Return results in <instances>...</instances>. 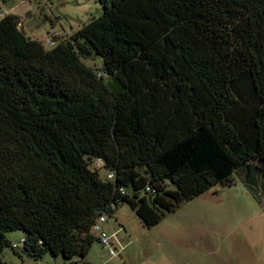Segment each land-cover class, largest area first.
<instances>
[{
    "label": "trees",
    "instance_id": "1",
    "mask_svg": "<svg viewBox=\"0 0 264 264\" xmlns=\"http://www.w3.org/2000/svg\"><path fill=\"white\" fill-rule=\"evenodd\" d=\"M99 1L51 48L0 17V264H86L124 204L150 229L236 179L264 201V0Z\"/></svg>",
    "mask_w": 264,
    "mask_h": 264
},
{
    "label": "rangeland",
    "instance_id": "2",
    "mask_svg": "<svg viewBox=\"0 0 264 264\" xmlns=\"http://www.w3.org/2000/svg\"><path fill=\"white\" fill-rule=\"evenodd\" d=\"M103 12L99 0H0V17L12 13L21 27L46 48L69 39L85 23ZM102 67L100 56L84 59ZM108 179V172L100 170ZM108 220V233L116 240L118 253L96 244L89 256L92 264H264V201H256L236 179L232 186H217L203 197L182 204L148 229L127 204ZM203 229V230H202ZM196 232V233H194ZM22 231L8 237L19 243ZM113 240V239H112ZM6 248L2 258L21 264ZM62 256L45 255L40 264H64Z\"/></svg>",
    "mask_w": 264,
    "mask_h": 264
},
{
    "label": "built area",
    "instance_id": "3",
    "mask_svg": "<svg viewBox=\"0 0 264 264\" xmlns=\"http://www.w3.org/2000/svg\"><path fill=\"white\" fill-rule=\"evenodd\" d=\"M54 45V41L52 43ZM110 177L113 176L111 173L109 175ZM107 215H101L96 223L94 224L93 231L96 234V236L99 238L100 244L104 247L109 249L111 255H116L118 253V250L116 246L114 245V242L112 240V236L108 233V231L104 228V224L106 221H108Z\"/></svg>",
    "mask_w": 264,
    "mask_h": 264
},
{
    "label": "crops",
    "instance_id": "4",
    "mask_svg": "<svg viewBox=\"0 0 264 264\" xmlns=\"http://www.w3.org/2000/svg\"><path fill=\"white\" fill-rule=\"evenodd\" d=\"M217 187V186H216ZM215 188V187H214ZM209 192V191H208ZM208 192H206V193H208ZM206 193H204V194H202V195H200L199 197H203ZM199 197H197V198H199ZM115 215H117V213L115 214ZM108 222H109V220L108 221H106L105 222V224H104V228L108 231V229H107V225H108ZM157 226V225H156ZM155 227V226H154ZM153 228V227H152ZM151 229V228H150ZM203 230V229H202ZM109 232V231H108ZM194 233H196V232H194ZM111 236H112V234H111ZM113 237V236H112ZM113 239V242H114V245H117L116 244V240H115V238H112ZM96 244H99L100 246H102L99 242H97V243H95L93 246H92V248L96 245ZM103 247V246H102ZM92 248H91V250H90V252L92 251ZM90 252H89V254H90ZM89 254L87 255V257L89 256ZM14 257H15V259L19 262V263H21V264H40L41 263V261H34L33 259H31V258H29V257H27V256H24V257H20V256H18V255H16V254H14L13 255ZM85 258V262L84 263H86V264H92V263H90V262H88V258ZM12 264H15V263H12ZM78 264H82L81 262L80 263H78ZM152 264H158L156 261H152ZM182 264H184V262L182 261Z\"/></svg>",
    "mask_w": 264,
    "mask_h": 264
}]
</instances>
